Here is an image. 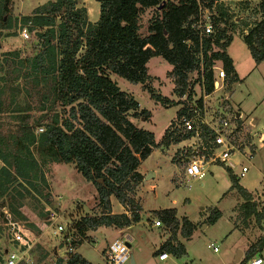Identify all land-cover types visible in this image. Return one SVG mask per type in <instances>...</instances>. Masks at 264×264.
Instances as JSON below:
<instances>
[{
	"label": "trees",
	"instance_id": "16d2710c",
	"mask_svg": "<svg viewBox=\"0 0 264 264\" xmlns=\"http://www.w3.org/2000/svg\"><path fill=\"white\" fill-rule=\"evenodd\" d=\"M79 1L49 0L20 18L28 31L35 32L39 45L31 61L32 71L46 82V98L60 110L52 114L39 133H34L28 126L20 128L16 143L23 150V157L14 159V170L19 179L38 190L32 181L36 175L31 171L40 163L74 164L77 172L95 186L104 211L100 216H83L73 223L75 231L85 238L89 228L99 225L124 228L138 222L141 206L134 195L144 179L137 170L139 163L156 147L167 146L172 140L180 141L193 134L173 136L168 127L160 142H156L153 132L137 127L129 119V116L148 117L149 111L139 108L134 96L121 90L112 76L142 84L152 98L163 104L173 101L156 94L146 85L150 78L147 63L153 56H161L173 66L169 75L174 83V93L179 97L185 93L190 97L189 78L195 70L205 92H212L216 60L221 61L226 73L231 75V82H237L239 78L226 52L232 36L226 34L224 26L217 25L218 17L213 16L214 32L203 37L191 28L198 0H178V3L171 0H96L99 16L94 22L88 20L85 7L77 6ZM12 6L13 0H0L3 27L8 26ZM150 8L155 9L156 16L151 18L146 33L142 34L140 16ZM258 11L264 14V0H258ZM4 14H7L6 18ZM243 40L258 65L264 60V19L256 20L244 33ZM208 133L209 138L214 139V133L207 127L201 137L206 139ZM0 142L3 143L2 139ZM33 147L41 162L34 155ZM0 158L6 160L1 148ZM224 168L231 187L243 199L240 208L244 220L253 217L262 228L264 200L259 207L252 193L240 185L232 169ZM18 178L7 166H0V192L8 191ZM39 178L46 184L42 171ZM16 185L24 192H31L21 182ZM110 196H114L129 214L112 213ZM17 214L29 228L35 229L33 223L26 221V216ZM153 214L170 231L158 253L166 252L176 257L185 254V245L177 235L189 239L196 224L187 216L178 217L173 207L155 210ZM220 216V210L211 208L205 223L213 224ZM81 243L79 240L73 245L77 248ZM263 250L264 233L249 245L239 264ZM67 256L65 261L59 259L57 264H93L77 251Z\"/></svg>",
	"mask_w": 264,
	"mask_h": 264
},
{
	"label": "rangeland",
	"instance_id": "374dc122",
	"mask_svg": "<svg viewBox=\"0 0 264 264\" xmlns=\"http://www.w3.org/2000/svg\"><path fill=\"white\" fill-rule=\"evenodd\" d=\"M47 1L49 0H13L8 26L3 27L0 21V139L3 141L0 142V148L7 160L0 158V166H7L16 178L18 175L14 170V159L23 157V150L16 143L20 128L28 126L33 128L34 133H39L44 123L51 120L52 114L60 110L46 98V82L32 71L31 61L39 45L34 31L27 30L29 37L24 38L22 28L26 26L20 19L30 14L35 6ZM171 1L178 3V0ZM86 6L97 19L98 2L86 0ZM6 16L7 14H4V18ZM154 16V8L142 13V34L146 33ZM215 16L220 20L217 25L224 26L226 34L232 36L228 52L233 59L234 73L239 81L230 82L231 75L226 73L222 62L216 60L213 67L214 80L219 82V88H214V93L205 96L197 70L190 75L189 86L197 98L205 101L209 116L214 121L223 120L221 128L228 133L230 140L236 141L239 151L253 150L251 158L242 153H236L235 156L238 161L236 170H241L242 165L248 166L247 172L241 178L242 183L252 189L264 182V141H259L260 132L264 131V61L255 64L243 35L247 32V25H253L258 16L253 10L240 12L236 8L232 9L228 1L216 4ZM214 30L213 25V32ZM213 49L217 48L213 46ZM147 66L150 78L146 85L173 103L163 104L156 101L140 83H131L117 75L112 78L121 90L131 93L138 100L139 108L149 110L148 117L129 116V119L137 127L152 131L155 139L160 140L169 123L168 127L172 130L171 124L175 123L174 120L181 110L182 97L174 93V83L169 75L173 67L171 64L161 56H153ZM220 68H223L226 74L222 79L218 77ZM32 151L41 162L35 147ZM158 152L151 154L140 165V170L145 172L144 181L138 190L143 203L141 219L127 230L125 227L105 225L89 228L75 251L78 250V253L93 264H106L102 250L107 248V242L114 238L127 239L128 234L132 241L129 243V259L123 264H131V257L135 264H239L244 256L235 261V249L237 245H242L246 236L240 228L231 232L232 228H250V238L255 240L263 227L260 228L253 217L244 220L240 208L243 199L235 188L230 187L231 182L225 165L209 166V172L202 179L188 177L183 176V167L187 160L181 163L179 169L168 155H162L160 150ZM40 171L44 173L46 184L39 178ZM31 174L36 175L32 181L36 183L38 190L31 189L18 178L16 181L27 186L31 190L30 193L24 192L20 185H16L17 182L5 193L0 192V256L3 257L10 248L4 225L5 212L20 218L17 214L19 212L21 216L27 217L26 221L34 224L37 231H31L38 237L33 251V264H57L59 259L65 261L68 256L58 239H54L46 230H38L37 224L44 216V209H57L66 222H75L83 216H100L104 211L98 202L95 186L77 172L74 164L46 161L40 163ZM174 175L180 176L178 184L171 180ZM251 193L253 200L260 207L264 200V191L259 189ZM114 203L117 206L111 205L112 213H123L125 207L119 206L116 201ZM169 207H176L180 214L186 213L194 221L200 219L201 212L208 216L211 208L220 210L221 216L213 224H206L205 219L199 222L192 238L185 243V254L177 257L168 254L165 261H160L157 251L160 246H157V243L160 238H168L170 231L164 225L154 226L153 221L157 217L150 213L154 209ZM203 224L206 227L202 228ZM210 243L217 246L216 252L208 246ZM254 256L264 259V255L260 253ZM243 264H248L247 260Z\"/></svg>",
	"mask_w": 264,
	"mask_h": 264
},
{
	"label": "built area",
	"instance_id": "2783aa9c",
	"mask_svg": "<svg viewBox=\"0 0 264 264\" xmlns=\"http://www.w3.org/2000/svg\"><path fill=\"white\" fill-rule=\"evenodd\" d=\"M216 4L217 2H210L208 0H198L197 2L195 16L191 18L192 22L190 26L200 37L213 32V16L216 15ZM22 35L24 38L29 37L26 27L22 28ZM225 75L224 69L220 68L218 70V77L222 79ZM214 88H219L218 81H214ZM181 97L180 115L175 118V123H173V128L176 129L178 133L193 132L190 137L193 136L201 140V133L204 127H207L214 133V139H212L214 146L211 148V159L213 161L227 163L231 156L236 153H242L246 155L247 158L252 157V152H246L245 150L243 152L239 151L235 144L236 141L230 140L228 133L225 132L224 128H221L223 126V120L218 119L214 121L213 118L209 116L205 101L200 97L197 98L192 90L190 97L188 93L183 94ZM40 130L42 131V128H40ZM207 135L210 136L209 133ZM259 141L263 142L264 139L260 136ZM189 147L194 149V151L184 163L183 174L188 177L201 178L204 175L203 164L206 162V157L197 147ZM247 170L248 166L242 165L240 175L242 176ZM4 217V225L10 242V248L6 251L0 264H33V251L38 242V237L36 238L37 234L34 235L31 233L25 222L15 219L10 212H5ZM73 223L74 222H66L57 209L46 207L44 216L39 220L37 226L39 231L46 230L54 239H58L65 253L68 254L75 251L73 242L77 243L79 240L83 239L73 228ZM153 225L158 227L162 225V223L160 220L156 219L153 221ZM126 238L127 239L115 238L110 242L105 252L106 264H123L128 261L129 243L132 241V237L127 234ZM208 246L212 247L214 252L217 251V246L213 243H210ZM158 258L159 260H166L168 254L162 252L158 255ZM247 263L264 264V259L261 256H254L248 259Z\"/></svg>",
	"mask_w": 264,
	"mask_h": 264
},
{
	"label": "crops",
	"instance_id": "0c3cea01",
	"mask_svg": "<svg viewBox=\"0 0 264 264\" xmlns=\"http://www.w3.org/2000/svg\"><path fill=\"white\" fill-rule=\"evenodd\" d=\"M213 1H215V2H217V3H220V2H225V1H228L231 5H232V9L233 8H236L238 11H240V12H247V11H251V10H253L254 12H255V15L256 16H258V18H257V20H260V19H264V14H261L259 11H258V0H249L248 2H245V0H213ZM99 4V3H98ZM78 7H85L86 8V10H87V17H88V20L89 21H91V22H94V21H96L97 19H95V17H96V15L95 14H92L91 13V11L89 10V8L86 6V0H80L79 2H78V5H77ZM36 7V6H35ZM255 7V8H254ZM147 10V9H146ZM145 10V11H146ZM99 16V15H98ZM251 25H248L246 28L248 29L249 27H250ZM246 33V32H245ZM229 46V45H228ZM228 46H227V48H226V52H227V54H228V56L231 58V60H232V65H233V68H234V64H233V59H232V57L230 56V54H229V52H228ZM264 61V60H263ZM239 76V75H238ZM240 77V76H239ZM231 82V81H230ZM215 85H216V83H215ZM230 85L232 86L233 84L232 83H230ZM216 90V89H215ZM215 90H213L212 92H210V93H206V95L205 96H210L212 93H214L215 92ZM138 101V100H137ZM149 111V110H148ZM170 124V123H169ZM169 124H168V126H169ZM171 125H173V124H171ZM168 126L165 128V130L168 128ZM170 129V128H169ZM147 130V129H146ZM165 130H164V132H165ZM150 131V130H149ZM170 132H172L173 133V136L174 135H177V134H179L178 132H177V130L176 129H174V128H172V130L170 129L169 130ZM152 132V131H151ZM260 134H261V137L264 139V131H262V132H260ZM163 135H164V133H163ZM162 135V136H163ZM154 136H155V134H154ZM162 138V137H161ZM156 140V142H160V140H157V139H155ZM262 143V142H261ZM189 146H193V147H197V149L199 150V151H201L204 155H205V157H206V162L203 164V171H204V175L201 177V178H199V179H202L208 172H209V166H211V165H214V164H222V165H225V166H228V167H230L231 169H232V171H233V173L239 178V183H240V185H242L244 188H246L249 192H251V191H256V190H259V189H261L262 190V192L264 191L263 189H264V182L262 183H260V185H258V187H253L252 189H250V188H247V186L245 185V184H243L242 183V176H244V174L241 176L240 175V172H241V170H236V168L238 167V161H237V159L235 158V156H236V154H233L232 156H231V158H230V160L227 162V163H222V162H220V161H213L212 159H211V148L214 146L213 145V142H212V139H210L209 138V136L207 135V137H206V139H204V138H202L201 140H198V139H196L195 137H189V138H186V139H182V140H180V141H175V140H172L170 143H169V145H167V146H160V147H156L155 149H153V151L151 152V154H154V153H159L158 151L160 150V152H161V154L163 155V154H166V155H168V157L171 159V161L172 162H176V164L178 165V167H179V169H180V165H181V163H183L184 162V160H187V158L189 157V156H191L192 154H193V151H194V149H191ZM150 154V155H151ZM149 155V156H150ZM158 155H160V154H158ZM148 156V157H149ZM146 159V158H145ZM145 159H143V160H141V162L139 163V165H138V167H137V170L142 174V175H145L144 173H143V171H141L140 170V165H141V163H142V161H144ZM247 172V171H246ZM183 176H184V174H183ZM229 176V175H228ZM178 177L180 178V176H177V175H174L173 177H172V181H174L176 184H178ZM152 179H153V176H152ZM143 181H144V179H143ZM143 181L137 186V188H136V191H135V195H134V197H135V200L136 201H138L139 202V204H140V206H141V210H142V206H143V203L141 202V198H140V196L138 195V190H139V187H140V185L143 183ZM230 182H231V180H230ZM231 185H232V183H231ZM231 187V186H230ZM113 196H110V201H111V205H112V207L113 206H115L116 204L114 203L115 201H116V203L119 205V206H121V207H123L117 200H115L114 198H112ZM117 206V205H116ZM169 208H172V207H169ZM173 208H176V207H173ZM160 209H164V208H160ZM160 209H154V210H152L151 211V213L150 214H152L153 213V211H155V210H160ZM204 208H202V210H203ZM45 210V209H44ZM141 210L139 211V214H140V219H141ZM176 210H177V208H176ZM124 212H126L127 214H129L127 211H126V209L124 208ZM221 212V211H220ZM25 213V212H24ZM13 215V214H12ZM25 216V215H24ZM177 216L178 217H182V216H187L188 218H189V216L186 214V213H184V214H180L179 212H178V210H177ZM13 217L15 218V219H17V220H20L19 218H16L14 215H13ZM205 217H206V215H204V214H202V212L200 213V219L199 220H197V221H194L193 219H190L192 222H194L195 224H196V229H197V227L199 226V222H201L202 221V219H205ZM220 218V217H219ZM21 221V220H20ZM152 221V220H151ZM26 223V222H25ZM151 223V222H150ZM262 224V226H263V230H260V233L257 235V237L259 236V235H261V234H263L264 233V221L261 223ZM132 225H130V226H128V227H125L124 229H129V227H131ZM204 224L202 225V228H204ZM28 227V226H27ZM206 227V226H205ZM29 228V227H28ZM236 228H240L241 229V231L243 232V234L246 236V238H245V240H244V242L242 243V245H237V247H236V251L237 250H240L241 251V256L243 257L244 256V254H245V252H246V250L248 249V247H249V245L253 242V241H255L254 239H251L250 238V228H242L241 226H238V227H233L232 228V230H231V232H233ZM124 229H119V231H122V230H124ZM195 229V230H196ZM29 230L30 231H32V232H34L35 231V229H31V228H29ZM195 230L193 231V233H192V235H191V237L189 238V239H184L183 237H181L179 234L177 235V239L180 241V242H182L184 245H185V243L186 242H188V240H190L191 238H192V236H193V234H194V232H195ZM35 233H37V231H35ZM167 237H164V238H160V240H159V242L157 243V246H160L161 245V243L166 239ZM115 239V238H114ZM113 239V240H114ZM113 240H111V241H108L107 242V244L109 245L110 244V242H112ZM131 246V245H130ZM159 248V247H158ZM186 249H187V247H185ZM106 249L107 248H104L103 250H102V255H103V258H104V260H105V252H106ZM77 252H78V250H77ZM260 254H262V255H264V250L263 251H261V252H259ZM160 253H158V255H159ZM4 257V256H3ZM3 257H1L2 259H1V262H2V260H3ZM241 259V258H240ZM160 261H165V260H160Z\"/></svg>",
	"mask_w": 264,
	"mask_h": 264
},
{
	"label": "water",
	"instance_id": "95a60500",
	"mask_svg": "<svg viewBox=\"0 0 264 264\" xmlns=\"http://www.w3.org/2000/svg\"><path fill=\"white\" fill-rule=\"evenodd\" d=\"M240 256H241V251L240 250H237V254L235 255V261H239ZM131 264H135L132 257H131Z\"/></svg>",
	"mask_w": 264,
	"mask_h": 264
}]
</instances>
